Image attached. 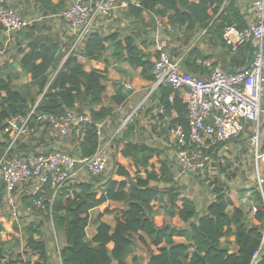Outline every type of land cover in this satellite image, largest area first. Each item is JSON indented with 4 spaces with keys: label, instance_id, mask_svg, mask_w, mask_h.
<instances>
[{
    "label": "trees",
    "instance_id": "obj_1",
    "mask_svg": "<svg viewBox=\"0 0 264 264\" xmlns=\"http://www.w3.org/2000/svg\"><path fill=\"white\" fill-rule=\"evenodd\" d=\"M137 1L138 4L131 5L126 11L129 15L144 20L142 15L148 12L153 22L156 18L166 19L177 28L175 35L183 40L184 47H188L195 36L205 29H213L222 35L226 25L233 24L239 29L248 26L237 0ZM37 2L46 15L61 12L68 6V0H60L58 3H53V0ZM3 30L0 22V32ZM179 31L184 37L178 34ZM42 35V39L36 37L31 40L29 51L20 59L21 69L32 75L33 81L43 93L39 102L15 89L11 80L5 76L6 71L0 70V130L4 133L3 140H0V157L5 153L11 158L26 156L29 146L31 147V136L43 124L42 117H59L73 109L87 110L91 120L73 130L69 140L74 149L67 153L78 158L92 157L100 144L98 123L111 116L114 109L100 106L107 93L103 76L98 71H86L79 55L101 60L109 47H113V55L118 56L120 61L134 68L141 67L142 76L153 79V54L146 51L149 42L144 40L140 45L137 39L139 35L136 34L122 38L120 33L105 35L93 31L84 41L82 49L70 54L59 69L58 55L62 44L60 41L47 40ZM198 58H205V51L195 46L187 53L182 64L188 73H205L197 64ZM54 72L57 73L54 75ZM161 93L162 103L166 108L173 107L178 112L175 123L188 130V110L180 95L176 94L173 102H170L172 89L162 86ZM126 98L124 88L117 85L116 93L110 99L114 105L121 106ZM19 116L29 117V128L33 131L24 135L8 150L10 135L5 133L6 128ZM242 139L244 134L236 140ZM222 144L224 143L205 151L211 155ZM118 149L124 157L131 159L137 169L134 177L115 160L113 167L124 179L117 180L102 175L89 180L71 179L57 191L47 181L43 183L41 191L25 197L26 205H33L36 200L41 199L43 206L35 207L34 212L42 217L43 224L49 226L52 223L56 232L63 234L65 244L60 250L62 264H141L136 257L131 263L126 261L127 255L141 244L148 247L149 264H264V251L253 261L263 238L264 182L262 187L257 182L250 189V199L258 208L255 214L257 224L248 223L246 209L234 204L227 185L220 177L209 184L216 198L209 204L207 213L198 217L196 202L177 192V181L168 164L162 163L159 172L148 170L151 160L159 154L157 149L134 142L123 143ZM214 167L218 175L223 173L220 160L214 162ZM142 169L147 170L145 177L141 174ZM260 172L264 178V167ZM235 176V173L229 174V180ZM101 181V185H97ZM153 181L165 185L164 189L158 184H152ZM244 193L245 190L240 191V195ZM164 196L167 198V212L171 216L178 214L186 223L185 228L156 225L153 201ZM6 197V186L2 183L0 207L5 203ZM109 200L124 206L123 209L113 210L116 225L112 228L100 215L95 222L97 232L89 240L87 228L90 225L91 211ZM230 205H234L232 211ZM43 224L31 223L26 227V243L14 258L7 257L9 242H0V264H47L49 249L45 239L47 230L46 226L42 228ZM231 235L235 236L237 252H230L229 247L222 243V238ZM175 236H184L188 242L176 243L173 239ZM110 243H113V248L109 247ZM152 246H156L158 251Z\"/></svg>",
    "mask_w": 264,
    "mask_h": 264
},
{
    "label": "crops",
    "instance_id": "obj_2",
    "mask_svg": "<svg viewBox=\"0 0 264 264\" xmlns=\"http://www.w3.org/2000/svg\"><path fill=\"white\" fill-rule=\"evenodd\" d=\"M59 1L60 0H53V3H58ZM237 1L238 6L244 14L249 26L254 18V0ZM4 2L19 10L25 17L34 19V21L29 27L21 31L11 33L13 34L12 36L4 30L0 32V70L6 71L5 76L11 80L12 86L15 89L21 91L29 98H36L39 102L43 93L40 92L38 84L33 81L32 75L21 69L20 59L22 58V55L29 51V44L31 40L36 37L42 39V34H44L47 40L60 41L62 48L69 49L75 41L78 31L64 21V19L60 16L61 12L48 13L47 15L44 14L43 10L39 7L37 0H4ZM142 17L144 20L146 19V12L143 13ZM144 20L131 16L126 11H116L112 18L101 19L98 21L95 25V31H99L105 35L120 33L122 38L127 35L136 34L139 35L137 39L140 45H142V41L148 40L149 46L146 51L153 54L152 61L154 64L160 52L158 45L161 42V37H159V35L166 37L164 40L165 50L172 58L183 57L182 64L187 53L195 46L205 51V58L201 59L210 61L212 68H221L229 73H235L239 70L247 68L254 60V46L251 42L244 44L238 51L233 52L226 45L222 35L215 32L213 29H205L203 30L205 31L204 35H202L203 31L199 32L190 45L188 47H184L182 45L183 40L179 39L178 35H175L178 31L173 25L175 33L168 35L166 32L158 33L156 30L157 22L162 19L156 18L155 29L152 30L151 28L147 29L145 27L146 25ZM178 34H180L181 37H184L181 31H179ZM84 41L81 42L78 50L75 52H79L82 49ZM62 48L58 55V59L60 60L59 69L67 59V54L63 53ZM182 50L184 51L180 52ZM113 54V47H109V49L103 54L101 60L87 59L84 56L79 55V60L83 63L86 71H98L103 76V83L107 88V93L105 101H103L100 106L113 107L114 109L111 116L98 123V125L102 124V128L101 134H99L98 131L100 144L97 152L101 150L106 153L109 158V166L102 176H111L117 180L124 179V176L117 174L116 168L113 167L114 161L116 160L126 167L134 177L137 169L133 165L130 158H126L121 154L118 147H122L123 143L126 142L149 145L157 149L159 154L151 160L148 170L159 172L162 163L168 164L174 174V179L177 181V192H179L181 196L189 197L196 202L198 207V217L206 214L208 206L216 198V194L213 193L212 187L209 186L210 183L205 185L204 199H200L199 197H195L194 195L187 193V190L184 189V182L185 178L188 177V173H185L180 169L174 154V149L172 148L175 131L182 128L180 125L175 123L179 116L177 110L173 107L166 108L165 104L162 103V86L155 87V77L153 79L144 78L142 76L141 67H131L128 63L120 61L119 57ZM204 70L205 73L198 75L205 76V78L209 77L211 69L205 67ZM56 73L57 72H54L53 74L55 75ZM127 84L132 85V88H127ZM117 85H121L127 93L126 101L121 106L114 105L110 99L115 95ZM176 94H179L186 104L185 93L183 90L175 91L172 89L169 101L173 102ZM73 110H77L89 116V114H87V110ZM130 115H132L131 120L125 123L126 119ZM247 125L249 128H247V131L244 134L245 142L238 141L236 139L230 140L222 144L216 151H212L211 156L212 158L213 156L216 158L214 161L220 160L221 162L226 156L229 157L227 151L229 147H249L252 156L251 161L253 164L252 172L255 173L254 175L258 179L257 171L254 167L253 150L248 138L251 134L252 123H248ZM79 127L80 126L75 129H78ZM3 134L4 133L0 130V140H3ZM71 134L67 137H61L50 127L49 124L43 122L39 129L31 136V147L29 146L26 156L37 155L40 153L48 154L58 150L66 152H68V150H73L74 147L69 140ZM212 147L213 146L205 148V150L208 152V150ZM146 171L147 170L145 169H142L141 171V174L144 177L146 176ZM241 171L242 169H235L233 173H235L236 176L232 180H229L228 173L230 172V168H227L225 172H221L219 175L216 171L213 175H216L215 177H220L222 182L227 185V191L234 204L236 206H242L246 209L248 223L251 225L257 224L258 220L252 212V207L255 204H253L250 199V189L255 185L253 182L255 179L253 178V175L249 177L248 174ZM93 177L94 175L88 171L79 170L74 175L72 180H89L93 179ZM234 181L236 183H234ZM36 183L37 180H27L21 182L16 188V205L19 210L18 218H14L11 215L12 206L7 202V197L3 206L0 207V242H9L10 248L8 250L7 257L14 258L19 251L23 249L26 243L27 232L26 235H21L22 224H43L42 217L35 213L34 210L30 213L26 212V208L29 205H26L24 201L25 197L31 195V193L34 194ZM101 183L102 181L97 182V185H101ZM152 184H158L161 188L165 187V185L154 181ZM241 190H245L244 195H240ZM243 198H247V204L245 205L241 202ZM166 204L167 198L165 196L153 201V210L155 212L153 218L156 225L159 227L163 225H170L173 227L185 228L187 225L178 214L171 216L167 212ZM179 205H181V202H179ZM123 208V205L109 200L92 210L90 225L87 228L88 239L90 240L97 232L95 222L100 215H102L101 219L104 222L114 228L116 225V214L113 210H120ZM233 208L234 205H230V211H232ZM44 227L45 230H47L45 231V239L48 241L49 249V259L47 264H62L60 250L65 244L63 234H61L62 237L61 240H59V235L52 223L49 226L44 223L42 228L44 229ZM173 239L176 243L188 242V239L184 236H175ZM222 243L223 245H227L229 247L230 252L238 251L234 235L222 238ZM52 246H56L54 247V251L51 249ZM113 246V243L109 244L110 248H113ZM152 248L156 252L158 251L156 246H152ZM53 257H58V261H53ZM135 257L138 258L141 264H149L148 247L141 244L134 252L127 255L126 261L131 263Z\"/></svg>",
    "mask_w": 264,
    "mask_h": 264
},
{
    "label": "built area",
    "instance_id": "obj_3",
    "mask_svg": "<svg viewBox=\"0 0 264 264\" xmlns=\"http://www.w3.org/2000/svg\"><path fill=\"white\" fill-rule=\"evenodd\" d=\"M137 0H73L63 9L60 16L77 29L76 39L69 49L62 48L67 57L78 50L95 25L101 19H110L116 11H127ZM254 18L248 27L239 29L236 25H226L222 37L231 51L236 52L244 44L254 46V60L247 67L235 73L221 68H212L210 61L199 58L197 63L204 69H211L209 77L193 75L182 67L183 57L172 58L165 50V39L161 37L159 55L153 68L155 87L170 86L175 91L183 90L188 110V130L175 131L172 148L180 169L188 174L205 171L213 163V158L205 148L237 139L246 133L252 123L249 142L253 150L254 167L258 182L262 187L264 178L260 167H264V0H254ZM34 19L25 17L19 10L0 0V22L5 32L11 34L29 27ZM158 33H175L174 27L166 19L156 25ZM203 31L202 35H204ZM131 89L132 85L127 84ZM130 115L126 121L131 120ZM42 121L61 137L69 136L75 128L90 121V117L77 111L68 110L62 116L44 115ZM124 123V124H125ZM123 124V125H124ZM101 134L102 124L98 125ZM122 128V126H121ZM33 131L29 128V117H17L6 128L9 133L8 150L16 142ZM7 150V152H8ZM109 165L108 155L101 150L89 158H78L65 151H53L29 156L0 157V185L7 190V202L12 206L11 215L19 217L15 190L27 180H37L34 194L41 191L43 183L49 181L57 191L73 179L79 170H86L94 176L102 175ZM247 204V198L241 200ZM41 199L26 208L30 213L35 207H42ZM258 208L252 207L253 214ZM262 243L253 256L255 261L264 251V217ZM59 250V249H58Z\"/></svg>",
    "mask_w": 264,
    "mask_h": 264
},
{
    "label": "rangeland",
    "instance_id": "obj_4",
    "mask_svg": "<svg viewBox=\"0 0 264 264\" xmlns=\"http://www.w3.org/2000/svg\"><path fill=\"white\" fill-rule=\"evenodd\" d=\"M71 1L72 0H68V4L71 3ZM144 21L146 24L145 27L147 29H149V28H151V30L155 29V22L156 21L153 22V19H152V16L150 13L146 12V19ZM10 35L12 36L13 34H10ZM164 38H166V37H164ZM263 101H264V98H263ZM241 141L245 142V139H242ZM227 151H228L229 157L226 156L221 161L223 172H225L227 168H230V172L228 174H232L235 171V169H242L241 172H245L246 174L249 175V177H251L253 175V178L255 179L253 182L256 184L258 182L257 181L258 179L254 175L255 173L252 172L253 164L251 161L252 156H251V152H250L249 147H242V148H239L237 146H236V148L229 147V149ZM245 159H246V162H245ZM213 160H216V158H214V156H213ZM214 162L215 161H213V163L209 164L208 168L201 173L188 174L187 175L188 177L185 178V182H184V189L187 190V193H190L191 195H194L195 197H199L200 199H204V197H205V195H204L205 185L206 184L208 185L211 181H213L216 178L215 177L216 175H213L216 172L215 167H214ZM231 167H232V170H231ZM260 170H262V167H260ZM247 178H248V176H247ZM234 183H236V182L234 181ZM27 225H28V223L24 224V225L22 224L21 235L22 234L26 235ZM58 235H59V237H58L59 240H61V237H62L61 233H59ZM56 246H57V242H56ZM56 246H54V247H56ZM54 247L53 246L51 247V249L53 251H54ZM57 258L53 257V259H54L53 261H55V262L58 261Z\"/></svg>",
    "mask_w": 264,
    "mask_h": 264
}]
</instances>
